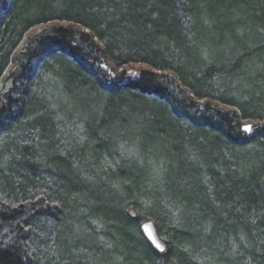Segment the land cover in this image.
<instances>
[{
    "label": "trees",
    "instance_id": "trees-1",
    "mask_svg": "<svg viewBox=\"0 0 264 264\" xmlns=\"http://www.w3.org/2000/svg\"><path fill=\"white\" fill-rule=\"evenodd\" d=\"M63 1L64 5L55 9L53 0H0V21L6 15L5 23L0 22V80L7 74L12 82L22 83L20 90L11 83L18 101L7 105L6 112L0 107V137L12 130L16 134L29 132L25 139L31 143L27 150L14 138L3 146L2 152L12 164L9 170L0 171V188L12 181L8 186L11 200L7 201L13 203L0 207V230L5 235L11 232L17 242L14 247L0 244V264H37L29 259L33 257L29 250L40 256L41 242L47 244L53 236H57V252L69 264H264V124L254 138H247L235 111L215 112L212 104L197 105L190 97L193 94L198 101L211 99L234 105L242 116L264 114L256 110L249 113L252 104L259 106L264 100V61L258 59L259 49L264 47V24L251 27L254 19L264 16V0H236L235 19L241 23L232 26L229 35L239 41L234 42L237 53H232L226 42H218L219 24L226 22L223 16L233 0ZM57 11H65L69 18L64 20L98 32L99 42H93L91 34L83 30L56 28L30 37L20 52L14 51L22 43L24 29L28 32L51 21L59 16ZM43 53L51 55L59 68L62 92L70 103L102 112H89L80 120V111L75 108L78 118L71 123L75 129L79 122L86 126V144L82 149L72 144L74 149L66 160L59 158L54 116L46 111L48 106L34 99L23 101L26 86L38 72L34 69L40 70V63L45 65ZM247 54L251 70L238 72L235 65ZM108 62L115 73L112 76L120 81L126 74L118 70L131 63L153 69L141 71L137 79L110 93L87 73L89 64ZM129 131L132 133L127 134ZM132 140L149 144L169 157V181H164L162 193L145 188L148 178L140 168L127 171L125 162L120 168L129 176L131 186L136 187L133 181H139L137 189L142 187L143 197L154 203L165 221L172 219L174 211L180 214L166 230V237L161 234L163 240L160 223L155 221L159 239L165 244L163 253L135 229L125 215V201L102 183L103 179L107 183L118 179L125 184L126 178L115 170L103 177L87 162L92 159L98 163L100 156H110L120 142ZM249 142L254 152L243 148ZM189 145L213 183L200 181L197 164L184 150ZM31 167L38 168L39 175L43 171L57 175L54 182L61 187L62 199L55 206L61 208L44 209L41 200H30L33 190L27 188L38 182ZM7 173L12 175L8 179L4 176ZM82 174L97 183L85 180ZM17 195L31 197L20 201L15 200ZM164 200L166 206L162 205ZM107 206H111L110 211L104 209ZM79 211L104 220L114 250L95 241Z\"/></svg>",
    "mask_w": 264,
    "mask_h": 264
},
{
    "label": "rangeland",
    "instance_id": "rangeland-1",
    "mask_svg": "<svg viewBox=\"0 0 264 264\" xmlns=\"http://www.w3.org/2000/svg\"><path fill=\"white\" fill-rule=\"evenodd\" d=\"M62 1L63 0H53L52 6L55 9L57 8L58 5L63 6L64 4H61ZM237 4L238 3L236 2V0H233L228 5L226 14L223 16L224 18H226V22L220 23L219 28H218V33L220 34V38L218 39V42H226V44H228L229 46L231 45L230 50L232 53L233 52L237 53L238 51L237 44H234V42H239V41L236 39H233V37L229 35V29L232 26H235L236 24L241 23L240 20L238 21L235 19L236 11H237ZM3 10H4V13L8 12V9H3ZM57 13L59 14L58 17L69 18V17H66L65 11L64 12L57 11ZM5 16H3V19L0 21L2 24H4L6 21L4 19ZM72 19H74V17H72ZM39 20L41 19H38V21ZM261 23L264 24V16L262 18L254 19L253 24H251V27L253 29L259 28ZM39 24L40 25L33 27L28 32L26 31V29H24V31L22 32V35H23L22 42H26L30 37L36 34H39L42 31H52L58 27L75 28L76 30H83V32H86L87 34H91L93 42H99L97 39L98 32H96L97 33L96 34L95 32L91 33V31L85 30L83 25L79 24L77 21H72V20L61 21L57 19L56 17V18H52L51 21L49 22L39 23ZM25 31L26 33H24ZM100 32L102 31L100 30ZM259 50L261 51V54H260V57H258V59L261 62H263L264 61V47H261ZM239 61L240 62L239 63L237 62L235 65L238 67V70H237L238 72H242V71L248 72L249 70H251V67H250L251 60H250L249 54L241 56ZM53 62H54V65L52 67H49L48 64L44 62L45 65L43 64L42 67H41L42 63L39 64L40 70L37 68L34 69V70H38V72L33 77L32 79L33 81L29 82V84L26 86L27 89L25 91H27V95L23 97L24 99L23 98L22 99L24 101V104L26 101L28 100L30 101L34 99L36 100V102L42 101L48 106L46 108V111L50 115L54 116L52 118L53 120L52 122H54V127L56 128L55 132L57 135V139L59 141L58 155L61 160H64L65 158L71 157V151L72 149H74V147H72V144L75 146H78L80 149H82L84 145L86 144V141H85L86 126L82 124L81 122H79V123H76L78 126L75 129L73 126V123H71V120H76L75 118H78L77 117L78 115L75 114L74 112V111H77L75 108H77L80 111V116H79L80 120H84L86 118V115L89 114V112L93 114H97V115H101L102 112H100V110H95L94 108H92V106L90 107L87 105H82L80 108L76 106L75 104L70 103L66 95L63 94L64 91L62 92L64 84L61 81V76L58 70L59 68L57 67L54 59H53ZM235 66L234 68H237ZM111 67H112V64L110 62L106 63V65L100 64V63L97 65L96 64L88 65V68L90 70L98 72L100 79L108 83H111L112 81V88H117L124 84H127L132 79H135V77H137L141 71L153 69L145 64L131 63L129 65L124 66L123 69L118 70V73L123 71L126 74L125 76H123V78H121V81H120L117 77H114V76L109 77L107 75L106 76L103 75L104 73H102V71L103 72L108 71L111 75H115L114 71L111 70ZM233 70L235 71L236 69H233ZM238 74H242V73H237V75ZM32 83L34 85H32ZM98 83L102 87L101 82L98 81ZM231 87H232L231 91L234 95L233 89H235V87L233 86V84H231ZM191 98H192V102L197 105H202L205 103L212 104L214 106L215 112L221 111L222 113H226V112L232 113L233 111H235L240 118L239 120L240 129H242L244 126H247V125L251 126V130L249 133L250 135L246 134L247 138H252L253 136H255L259 132L262 126L261 124H264V114L259 115V116H254L252 114L244 115L243 113V116H242L241 115L242 112L240 111V109L234 105H227V103L216 105V103L211 102L209 99L197 101L194 97L191 96ZM231 100H233V98H231ZM233 102L241 103V101L239 100H233ZM259 104L261 105L257 106V105L252 104V106H250L249 113L253 112L254 110L261 111L262 113H264V100L261 101ZM67 112H69L70 115L68 117L63 116V114H67ZM8 133L6 134L4 133L0 137V158L4 160L3 163H5L4 167L0 168L1 172H5L7 169L9 170V167L12 164L11 161L9 162V158L6 155H4V153L2 152V150H4L3 146L7 145L15 138L17 140L19 139L21 141V145L27 148V150L31 149V146H30L31 143H27L26 142L27 140L25 139L26 137H29V132L20 133L19 131L18 134H16L12 130V131H9ZM131 133L132 132L129 131L127 134H131ZM250 142L247 145L243 146V148H246L247 153H251L253 150L255 151V148H253V146L251 145L252 143ZM184 150L185 151L187 150L189 152V154H187L188 158L192 160V162L197 164L196 167L198 168V170H200V171H197L198 176H200V181L202 180V183L204 185L209 183L207 179H209L210 181L211 176L205 173L206 170H205V167L202 165L203 164L202 162L198 164L197 162L198 159L196 158V155L193 152L192 147L190 145L186 146ZM98 159H99L98 163L93 162L92 159H88L87 161L90 166H93V171L95 172L99 171L104 177L106 176L104 174H107L108 171L115 170V172L116 171L119 172L118 173L119 177L121 176L123 178H126L127 182L125 184H123L122 182L119 183L118 179H112L108 183L104 181L103 179L102 183H106L109 186V190L113 192L115 191L119 199L122 201H125V204H124L125 215L128 217V219L134 222L132 223L135 229L136 227L140 229V227L145 221H150L153 223L155 229L158 230V224L155 223L157 219V221L160 223L159 224V229L161 232L160 236H161V239L163 240L162 235L163 236L167 235L166 230H168L169 226L170 227L174 226V223L176 222V220L179 219L180 214L177 212L175 213L174 211L172 212V215H170L172 219H168L165 221V219L162 216H159L158 210L156 211L157 208L154 205V203L150 199H146L145 197H143L144 192L142 190V187L140 189H137L139 185V181H133V183L135 182V184H138L136 185V187L131 186V184H129L128 182L129 176L126 175L127 173H124L125 171L124 172L120 171V168L124 162H125L124 164H125V168L127 171H131L134 168V166H136L137 168H140V171H143V173H145V175L148 178L147 179L148 182H145V185L147 184L145 188H148L150 190L152 189L160 190L163 192L164 181L165 180L169 181V179L167 178V175L169 174V169H171V166H169V169H168L169 164L167 163V161L170 163V161L168 160L169 157L168 158L163 157L162 153L157 148L150 147L149 144L148 146L144 144L141 145V143L140 142L138 143L137 140H132L131 142L130 141L120 142L116 150L110 156H102V157L100 156ZM79 166L83 169L85 168V166H83L82 163H80ZM31 169H33L32 170L33 172H36L35 177H38L37 179L38 182L33 183L34 187L27 188L28 191L33 190V193H31V196L33 195V197L30 196L31 197L30 198L29 196L22 197V196L17 195V196H14L15 200L24 201L25 199H28V198L35 199L41 196V199L42 197L43 198L45 197V202H48L50 204L56 201L60 202V200L62 199L61 197L62 194L60 192L61 187L60 186L56 187L55 182H54V180H56L57 175H55V173L53 172L51 173L50 171L49 172L43 171L39 175V171L37 170L38 168L35 170L34 167H31ZM4 176L6 177V179H8L12 175L7 173ZM218 176H220V173H218ZM81 177L84 178L85 180H89V182L93 181L91 176H86L82 174ZM10 182L12 183L11 180L7 182V187L5 189L0 188V207L1 206H12L11 203L13 202L9 203L7 201V200H11V198L9 197L10 189H8ZM93 182L94 184L97 183L96 181H93ZM211 183H213V178L211 180ZM38 184L40 186H37ZM35 187L37 188V191L34 190ZM14 190H17V189H14ZM165 201L166 200H164V202ZM18 203H21V202H18ZM104 209L110 211L111 206L104 207ZM166 211L167 213L170 212L169 209H167ZM78 215L81 217L83 221H85V225L90 230V232H92L91 235L94 236L95 241H97V243L100 246H103L106 249L114 250L115 247H114V244L112 243L113 241L111 242L109 240L111 232L109 231V228L105 224L104 220H102L96 215H93L89 212H84V211H79ZM115 217L120 218L119 215H115ZM61 222H62V219L60 218L57 221V223L60 225ZM163 224H164V227H162ZM120 231L122 232V230ZM75 232H76V235L80 234L78 231H76V229H75ZM56 237L53 236L49 238L47 240V244H44L43 242H41L42 243V247H40L42 249L41 254L40 256H37L35 254L37 256L35 257V261L37 264H69L68 260L61 255L60 251H58L59 252L58 253L57 252L58 249L56 250V241H57ZM16 242H17V238H15V235H13L11 232L10 233L7 232V234L5 235L0 230V244L2 246L12 245L14 247L16 245ZM36 246H37V243H36Z\"/></svg>",
    "mask_w": 264,
    "mask_h": 264
},
{
    "label": "bare ground",
    "instance_id": "bare-ground-1",
    "mask_svg": "<svg viewBox=\"0 0 264 264\" xmlns=\"http://www.w3.org/2000/svg\"><path fill=\"white\" fill-rule=\"evenodd\" d=\"M58 9H59V7H58ZM65 10V9H64ZM65 11H67V10H65ZM60 13V12H59ZM56 18V17H55ZM57 19H59V20H61V21H64V18H62V17H57ZM61 27H58V29H60ZM24 45V42H22L21 44H20V46H18L17 47V49L16 50H14V51H17V52H20L21 51V48H22V46ZM32 54V56H38L37 54H34V53H31ZM43 56H44V58H41V60H44V61H46V63L48 64V66L49 67H52L53 65H54V62H53V59H52V57H51V55H49V54H46V53H43ZM88 73L91 75V76H93V77H95L96 78V80L97 81H100L101 82V84H102V87L105 89V90H107V91H109L110 93H113V92H115V91H117L116 90V88H112V81H111V83H108V82H105V81H103L102 79H100L99 77V74H98V72H96V71H92V70H89L88 71ZM102 73H104L103 75H105L106 76V74H105V72H103L102 71ZM107 76H112L108 71H107ZM138 78V76L137 77H135V79H137ZM12 79L6 74L4 77H3V79H1L0 80V102L2 103V105H0V107H2V108H4V112H6V110H7V105H9V104H12V102H14L15 100L16 101H18V99L19 98H16V94H15V92L12 90L11 91V88H12V84L11 83H13L14 85H15V87L17 88V89H21L20 87L22 86V83L21 82H17V83H15V82H12L11 81ZM106 84H105V83ZM32 85H34L33 83H32ZM185 90H187L188 92H189V90L187 89V88H184ZM194 97L195 98V96L193 95V94H190V97ZM196 99V98H195ZM197 100V99H196ZM211 102H214V103H216V105H221V104H224V102H222V101H219V100H211V99H209ZM198 101V100H197ZM7 106V107H6ZM7 112H9V111H7ZM17 117H18V115H17ZM18 123V122H17ZM53 124H54V122H52ZM245 127H250L251 128V126H249V125H247V126H244L243 128H245ZM243 128L241 129V131H242V133L243 134H247V135H250L249 133H250V131L248 130V131H245V130H243ZM251 136H253V135H251ZM3 161L4 160H2L1 162H0V165H1V167H4V165H5V163H3ZM162 191H160V190H158V193H161ZM163 192H164V190H163ZM31 201H34V202H38L39 200H41L39 203H41L40 205L41 206H43L44 207V209L46 208V207H51V208H54V209H58V208H61V207H58V206H55V202H53L52 204H50V203H48V202H45V197L43 198L42 197V199H41V196H39V197H37V198H35V199H30ZM38 203V204H39ZM168 202H165L163 205H165L166 206V204H167ZM58 203H56V205H57ZM59 205V204H58ZM148 222H150V221H145L143 224H142V226L140 227V233L142 234V236H143V238L148 242V240L146 239V235H144V233H143V227H144V225H146V224H148ZM161 241V240H160ZM149 243V242H148ZM150 244V243H149ZM160 244L164 247V250H165V244L161 241L160 242ZM151 245V244H150ZM153 247V246H152ZM154 249H156L158 252H160V253H163L164 252V250L163 251H160V250H158L157 248H155V247H153ZM7 249H10V247H7ZM29 252H30V254H32L33 255V257L31 256V258H29L31 261H34V259H35V252H33V250H29Z\"/></svg>",
    "mask_w": 264,
    "mask_h": 264
},
{
    "label": "water",
    "instance_id": "water-1",
    "mask_svg": "<svg viewBox=\"0 0 264 264\" xmlns=\"http://www.w3.org/2000/svg\"><path fill=\"white\" fill-rule=\"evenodd\" d=\"M249 127L243 128V130L248 131ZM143 233L146 235V239L151 244V246L157 248L160 251L164 250V247L160 244V240L158 238V235L156 233L155 227L152 222H148V224L144 225L143 227ZM159 245V247H157Z\"/></svg>",
    "mask_w": 264,
    "mask_h": 264
},
{
    "label": "snow or ice",
    "instance_id": "snow-or-ice-1",
    "mask_svg": "<svg viewBox=\"0 0 264 264\" xmlns=\"http://www.w3.org/2000/svg\"><path fill=\"white\" fill-rule=\"evenodd\" d=\"M248 130L250 131V130H251V128L249 127V128H248ZM157 247H159V245H157Z\"/></svg>",
    "mask_w": 264,
    "mask_h": 264
}]
</instances>
